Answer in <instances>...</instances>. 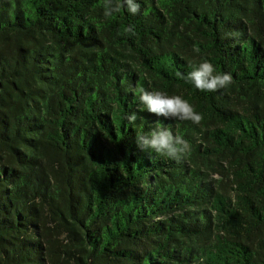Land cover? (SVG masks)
Returning a JSON list of instances; mask_svg holds the SVG:
<instances>
[{"label":"trees","instance_id":"obj_1","mask_svg":"<svg viewBox=\"0 0 264 264\" xmlns=\"http://www.w3.org/2000/svg\"><path fill=\"white\" fill-rule=\"evenodd\" d=\"M106 2L0 0V264H264V0ZM203 59L231 84L177 75ZM157 120L181 159L136 145Z\"/></svg>","mask_w":264,"mask_h":264},{"label":"clouds","instance_id":"obj_2","mask_svg":"<svg viewBox=\"0 0 264 264\" xmlns=\"http://www.w3.org/2000/svg\"><path fill=\"white\" fill-rule=\"evenodd\" d=\"M121 8L129 14L135 15L140 11L141 2L140 0H120L119 3H114V0H107L103 15L104 17H111L119 13ZM125 30L128 33H134L135 27L128 24ZM177 75L190 82L196 89L207 92L224 89L232 82L231 73L217 71L208 59H203L198 64L193 65L187 73H177ZM138 93V103L142 106L143 111L155 114L157 117L192 121L193 123H199L202 119V115L181 95L168 94L159 89L149 90L143 87L138 89ZM138 119L144 120L136 111L130 112L126 116L129 124ZM135 142L141 149H147L151 153L173 160L181 159L190 147L187 140L174 135L170 128L159 120L149 130L136 135Z\"/></svg>","mask_w":264,"mask_h":264}]
</instances>
